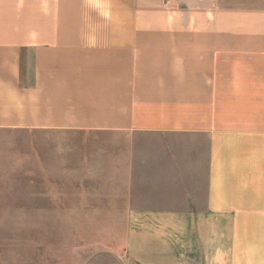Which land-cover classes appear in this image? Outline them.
Segmentation results:
<instances>
[{
	"label": "crops",
	"instance_id": "crops-1",
	"mask_svg": "<svg viewBox=\"0 0 264 264\" xmlns=\"http://www.w3.org/2000/svg\"><path fill=\"white\" fill-rule=\"evenodd\" d=\"M16 135L122 224V264H264V0H0Z\"/></svg>",
	"mask_w": 264,
	"mask_h": 264
},
{
	"label": "rangeland",
	"instance_id": "rangeland-1",
	"mask_svg": "<svg viewBox=\"0 0 264 264\" xmlns=\"http://www.w3.org/2000/svg\"><path fill=\"white\" fill-rule=\"evenodd\" d=\"M9 138L0 146V264H122V224L96 222L90 192L43 167L41 135Z\"/></svg>",
	"mask_w": 264,
	"mask_h": 264
}]
</instances>
